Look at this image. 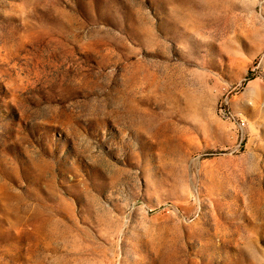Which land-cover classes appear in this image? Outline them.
Listing matches in <instances>:
<instances>
[{
    "label": "rangeland",
    "instance_id": "374dc122",
    "mask_svg": "<svg viewBox=\"0 0 264 264\" xmlns=\"http://www.w3.org/2000/svg\"><path fill=\"white\" fill-rule=\"evenodd\" d=\"M0 264H264V0H0Z\"/></svg>",
    "mask_w": 264,
    "mask_h": 264
},
{
    "label": "built area",
    "instance_id": "2783aa9c",
    "mask_svg": "<svg viewBox=\"0 0 264 264\" xmlns=\"http://www.w3.org/2000/svg\"><path fill=\"white\" fill-rule=\"evenodd\" d=\"M227 115L229 119H232L237 124V137L240 140V144H242L245 138L244 131L246 129V122L243 119L235 118L231 113H227Z\"/></svg>",
    "mask_w": 264,
    "mask_h": 264
}]
</instances>
